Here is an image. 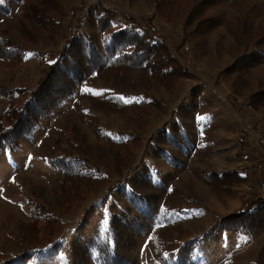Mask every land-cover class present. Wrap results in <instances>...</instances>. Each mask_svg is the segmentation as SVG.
Segmentation results:
<instances>
[{"label":"rangeland","instance_id":"obj_1","mask_svg":"<svg viewBox=\"0 0 264 264\" xmlns=\"http://www.w3.org/2000/svg\"><path fill=\"white\" fill-rule=\"evenodd\" d=\"M103 11L114 16L117 27L154 28L183 75L175 84L162 81L153 61L140 69L125 64L114 72L97 69L34 131H20L12 146L0 142V264H96L82 255V244L92 246L125 206L120 191L133 185L153 196L168 218L167 226L141 233L138 228L133 237L121 231L120 247L133 264H256L264 230L247 236L215 229L243 208L248 193L247 179L231 175L254 139L248 126H260L264 134L261 111L248 103L253 95L236 94L264 89V64L229 71L240 58L264 52V0H66L59 34H36L34 41L17 28L16 11L0 14V34L6 30L28 50L25 61L0 57V87L9 91L0 93V133L9 126L4 115L9 106L25 104L46 78V64L63 54L73 34L85 31L102 39ZM208 17L218 25L194 35ZM159 58L164 65L168 54ZM238 74L250 86L248 81L241 83L247 88L238 86ZM214 90L237 92L227 97L222 92L221 101ZM109 98L120 100L121 107ZM225 105L240 124L230 122L236 118ZM211 130L219 136L206 135ZM162 149L171 155H162ZM262 149L256 153L264 160ZM71 156L81 159L90 176L65 178L52 163ZM147 172L156 182L172 173L170 190L140 181ZM212 173L228 178L208 181Z\"/></svg>","mask_w":264,"mask_h":264},{"label":"trees","instance_id":"obj_2","mask_svg":"<svg viewBox=\"0 0 264 264\" xmlns=\"http://www.w3.org/2000/svg\"><path fill=\"white\" fill-rule=\"evenodd\" d=\"M217 1L219 0H209V3ZM65 2L66 0H0V14H10L16 11L14 20L17 28L25 38L34 41V39H38L36 34L44 33L50 37L59 34L58 16L64 14ZM203 3L208 2L203 1ZM113 18L114 16L109 13L102 12L99 18L102 39L101 36L94 37L85 31L82 34H73L64 45L63 54L57 57L54 63L46 64L44 68L46 78L40 80L25 104L9 106L4 114L9 126L4 127L0 133L2 145L16 144L14 137L18 136L20 131V134H30L34 131L41 118L52 114L54 108L63 104L74 93L77 83L84 81L89 74L97 69L107 66L114 72L124 64L130 68L140 69L145 68L146 64L153 61V65H157L156 68L160 71L159 74L156 73L158 75L156 77L162 81L173 79L175 84L178 78L183 75V69L180 70L178 59L169 51L165 37L162 38L154 28L144 26L146 28L143 27L141 32L135 28H120L114 25ZM218 23L216 18L208 17L205 21L200 22L194 35L198 32L201 37ZM139 25L143 26L138 22ZM164 53L168 54V58L162 60L166 63L159 65L161 61L159 56ZM27 54L28 50L15 42L6 30H4V34H0V57L25 61ZM263 62L264 52L257 49L237 60L229 71L240 72ZM238 77L240 80H237L236 84L246 86L241 84L246 82L244 78H241V74H238ZM0 93L9 95V91L3 87H0ZM109 99L111 100L106 101L121 107L120 100ZM248 101L250 107L262 111L264 109V89L262 92L254 94ZM123 106L125 107V103ZM168 138L171 144L175 142L173 135ZM177 146L179 150L182 148L181 141H177ZM171 153L169 150L162 149V155H171ZM72 158L73 160L56 158L52 163L60 169L65 178L80 180L90 176V172L85 170L81 159ZM245 174L242 170H235L231 175H235L237 180L244 182ZM223 176L212 173L208 181H214ZM227 178L225 175L222 180ZM142 179L151 188L167 192L170 190L173 175L170 173L161 182H156L152 179L150 172H147L142 174L140 181ZM141 183L143 185V182ZM133 189H135L134 185ZM133 189L128 190L127 188V191L125 188L120 191L122 197L125 198V206L122 207L119 214H115L116 216L112 218L107 227L98 233L92 246L82 244V255L85 253V256L94 260L96 264H133L131 258L120 247L121 231H125L130 237H133L134 231L138 228L140 230L137 233H141L148 232L152 228L159 229L167 226L168 218L163 217L161 207L155 202L154 197ZM45 214L48 215V213ZM215 230L238 232L247 236L262 232L264 230V204L258 210L249 211L242 208L238 212L224 217L218 222V227ZM42 253L40 252V254ZM256 264H264V245L259 249Z\"/></svg>","mask_w":264,"mask_h":264},{"label":"built area","instance_id":"obj_3","mask_svg":"<svg viewBox=\"0 0 264 264\" xmlns=\"http://www.w3.org/2000/svg\"><path fill=\"white\" fill-rule=\"evenodd\" d=\"M248 129L249 132H253L254 139L250 140L249 150L244 152L240 170L246 173V184H248L243 209L253 211L264 204V160L256 153L264 145V134L260 126L250 125Z\"/></svg>","mask_w":264,"mask_h":264},{"label":"crops","instance_id":"obj_4","mask_svg":"<svg viewBox=\"0 0 264 264\" xmlns=\"http://www.w3.org/2000/svg\"><path fill=\"white\" fill-rule=\"evenodd\" d=\"M264 64V62L263 63H259V66H262ZM258 66V64L256 65V66H253V67H250V69H249V71L252 69V68H255V67H257ZM245 79V81H248V86H250V82H251V80L249 79V80H247L246 78H244ZM246 88H247V85L245 86ZM263 88H264V85H263ZM217 91V92H216ZM263 90H238V92H237V90H233V92H237L236 94L237 95H240L239 97L240 98H248V97H250V95H254V94H257V93H259V92H262ZM214 92H216L217 93V97H218V99L219 100H221V101H223V100H226V98H224V95H223V93H225V95H226V97L228 96V95H230V94H234L233 92H231V90H214ZM223 92V93H222ZM225 110H229V112H231V114H233V117H235L236 119H234V120H230V122H232V123H234V124H240L241 123V120L239 119L240 118V116L239 115H237L236 114V112H234V111H232V108L230 107V106H228V105H225V108H224ZM257 112V111H256ZM258 113V112H257ZM259 114H262L261 116H263V120H264V109L259 113ZM229 118H222L221 120H218V118H216V120L217 121H220V123H222L224 120H228ZM207 122H208V120H207ZM169 123H170V121H169ZM172 123H174V121H172ZM207 126H209V127H212V125H210V124H208L207 123ZM167 129V128H166ZM210 129H212V128H210ZM209 129V130H210ZM223 132V131H222ZM212 134H216L217 135V137L219 136V133H218V131L215 133V131H210V132H207L206 133V135H212ZM221 134H223V133H221ZM237 138H238V142H240V141H242V136H241V134H240V132H239V134H238V136H237ZM223 139V138H222ZM219 147V146H218ZM219 152H221V150H218ZM261 155H262V157L264 158V150L262 149V153H261ZM264 245V243L262 244V246ZM262 246H260V247H262Z\"/></svg>","mask_w":264,"mask_h":264},{"label":"snow or ice","instance_id":"obj_5","mask_svg":"<svg viewBox=\"0 0 264 264\" xmlns=\"http://www.w3.org/2000/svg\"><path fill=\"white\" fill-rule=\"evenodd\" d=\"M105 223H107V221H105Z\"/></svg>","mask_w":264,"mask_h":264}]
</instances>
